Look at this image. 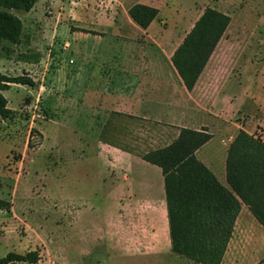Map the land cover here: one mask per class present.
Listing matches in <instances>:
<instances>
[{
    "label": "crops",
    "instance_id": "1",
    "mask_svg": "<svg viewBox=\"0 0 264 264\" xmlns=\"http://www.w3.org/2000/svg\"><path fill=\"white\" fill-rule=\"evenodd\" d=\"M47 3L55 5L45 2L43 8ZM136 3L158 10L147 28L138 26L128 14ZM77 4L71 7L66 1L64 14L69 21L63 23L59 21L62 12L49 19L42 13L37 20L43 37L34 43L41 47L48 36L54 53L51 60L62 67L48 79L51 91L64 94L48 125L63 131L66 140L63 147L55 144L52 149L59 161L65 153L71 160L79 155L93 163L97 193L113 210L106 222L95 219L93 229L83 230L84 237L89 234V244L82 252L91 255L110 245L129 259L128 264H199L172 252L163 175L142 157L171 144L182 128L206 129L211 138L196 150V158L229 187L225 163L237 133L244 130L264 141V94L260 91L264 63L241 59L239 75L219 79L212 73L214 51L188 91L171 56L192 27L180 39L166 35L158 25L163 8L156 0H115L112 4L81 0ZM75 149L80 154H74ZM81 210H74L77 215L67 221L66 242L72 248L85 214ZM99 211L98 206L89 215ZM261 228L241 202L221 264H231L236 258L238 251L231 247L235 242H251L253 232ZM239 259L235 264H248L246 257Z\"/></svg>",
    "mask_w": 264,
    "mask_h": 264
},
{
    "label": "rangeland",
    "instance_id": "2",
    "mask_svg": "<svg viewBox=\"0 0 264 264\" xmlns=\"http://www.w3.org/2000/svg\"><path fill=\"white\" fill-rule=\"evenodd\" d=\"M53 1L55 5L47 3L43 8L45 2ZM66 1L76 7L81 0H38L29 12L12 11L23 23L21 39L18 44L4 43L0 47L1 75H28L35 81L34 87L13 84L2 92L14 113L9 119L0 117V197L11 202L8 211L0 210V257L9 251L23 254L38 249L41 259L36 264H128L129 259L110 245L94 250L91 255L82 252L89 244V234L84 237L83 230L93 229L95 219L106 222L113 210L97 193L99 183L94 164L79 155L71 160L65 153L59 161L52 149L55 144L63 147L66 140L63 131L48 125L56 116L55 105L64 96L60 90H50L48 79L62 67L51 60L54 53L50 52L48 36H44L46 42L41 47L34 42L43 37L41 21L37 20L42 13L49 19L62 12L60 23L69 21L64 14ZM156 1L163 8L158 25L166 35L178 39L206 7L230 16L225 38L212 60L215 64L212 73L219 79L239 75L241 59L264 63V0ZM47 63L50 65L46 66ZM260 91L264 94V86ZM74 154H80V150L75 149ZM98 206V214L89 215ZM76 209L85 214L81 216L72 248L66 242L67 221L77 215L72 213ZM263 233L261 228L253 232L251 242H235L231 247L238 252L231 264L239 262L240 256L246 257L248 264L264 258Z\"/></svg>",
    "mask_w": 264,
    "mask_h": 264
},
{
    "label": "trees",
    "instance_id": "3",
    "mask_svg": "<svg viewBox=\"0 0 264 264\" xmlns=\"http://www.w3.org/2000/svg\"><path fill=\"white\" fill-rule=\"evenodd\" d=\"M37 1L0 0V47L20 42L23 24L12 11L29 12ZM128 14L138 26L147 28L158 10L136 3ZM229 23L228 14L206 7L174 50L171 62L188 91L194 88ZM13 84L34 87L35 81L28 75L0 74L2 119L14 113L2 94ZM210 138L206 129L182 128L171 144L142 157L158 166L163 175L172 252L199 264H221L241 202L264 228V141L244 130L237 133L227 151L229 187H225L195 155ZM10 208L11 202L0 197V210ZM40 259L38 249L23 254L9 251L0 257V264H36ZM263 262L264 258L258 264Z\"/></svg>",
    "mask_w": 264,
    "mask_h": 264
},
{
    "label": "built area",
    "instance_id": "4",
    "mask_svg": "<svg viewBox=\"0 0 264 264\" xmlns=\"http://www.w3.org/2000/svg\"><path fill=\"white\" fill-rule=\"evenodd\" d=\"M109 1V3H113L115 0H108Z\"/></svg>",
    "mask_w": 264,
    "mask_h": 264
}]
</instances>
